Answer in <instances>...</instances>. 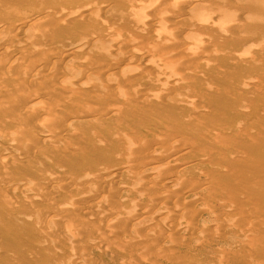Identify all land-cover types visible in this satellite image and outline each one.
<instances>
[{
    "label": "rangeland",
    "instance_id": "1",
    "mask_svg": "<svg viewBox=\"0 0 264 264\" xmlns=\"http://www.w3.org/2000/svg\"><path fill=\"white\" fill-rule=\"evenodd\" d=\"M94 1V3H99L100 5L109 2L111 8L106 10L105 13L103 12L104 15L101 12H96L95 15L93 12H81L73 18L68 19L66 17L67 19H64V15L62 17L63 12L78 6L82 3L81 0H0V27H8L14 21L38 17L34 30L31 29L27 33L14 32L13 36H17L16 38L20 41L19 43L24 40L21 44L14 45L13 48L11 47V51L12 49L15 50L14 48L19 49L15 50L16 54L14 51H12L14 53H11L15 54L12 60L15 58L17 65L18 61L20 63L24 62L23 59L29 56H26V54L31 52L30 45L32 46L31 50L38 48V46L43 49V45L47 49L50 47L51 44L48 46V42H41V39L37 36L40 32L49 31L53 35V40H56V43L60 44L58 46L61 49L67 47L66 43H64L66 40H68L66 41L67 43L70 42L68 44L77 43L78 48L76 52H72V58L67 62L66 60H61L58 66L59 71H65L64 76L59 80L51 81V83L59 82L58 85H62L63 83L77 81V85L81 86L79 91H86L83 93L78 91L77 93L67 94L66 99L72 106L68 105L57 114L62 116L64 113L73 112V110L77 113L86 109L89 105L98 108L104 106L103 112L93 121H85L78 125L75 123L69 125V127L64 126L63 124L66 125V123L61 124L57 119L54 121L55 123H52L51 127L57 128L60 125L58 126V130L61 129V131L59 130L60 134L57 136L58 138L38 143L37 139L42 137V132L46 134L45 131H38L37 138L32 140L33 149L27 152L14 149V145L16 146L14 143L11 148L12 142H8L3 136L5 135V128L8 129L11 124L3 127L4 129L0 127V142L6 143L16 158V162L18 160V165L17 163L16 165H6L5 163L3 166L1 165L3 170L7 171V173L4 171L6 175L10 174L15 180L7 185L8 187L0 184V188L5 192L4 194H0V264H264V158H254V155L257 153L256 151H264V49L261 50L260 46V48L258 45L251 46L248 43L256 34L264 36V27L260 28L257 25L258 27L255 28L256 22L250 20L252 19L251 14L261 0H215L220 4L226 2L227 7L224 5L225 8L218 7L220 4L218 5L217 2L212 0H208V2L207 0H196L186 7L182 5L173 6L170 3L167 5L165 4L167 1L162 0L167 5V9L175 8V10L172 9L171 11L169 9L170 13L174 12L176 15L177 13H179L178 15L183 13L184 17L186 14L187 19L185 20L187 22L181 21V24L178 21H172L171 18H166V21L171 20L167 23H171L175 27L174 30L179 31H176L178 34L174 35V32L171 35V38L173 37L176 41L174 42L178 44L180 42L179 38H181L180 36L183 33L187 39L188 36L186 34L196 36V38H199H197L199 41H202L200 42L202 44L196 48V45H192L190 40L189 42H184L190 44L189 51L191 53L195 54L199 49V54L200 52L202 54L195 59L188 58L192 59L191 61L182 59L184 57L182 55L174 56L176 47L173 48L171 46L169 48L173 49L171 51L172 53L174 52V55L170 53V49L167 50L164 47L166 49L164 57L166 56L167 59L158 55L149 57L151 54H146L149 59L152 58L151 61L155 60L154 62L159 65H162L163 62L166 63V61L170 62L173 57H175V60L181 57L182 60L179 59L178 61L181 60L182 64H184L182 69L184 71L185 68L186 73L181 79L186 82H181L182 85L177 88L178 90L173 91L172 94L166 92L159 93L160 90L158 89L162 88L161 84L157 86V82L155 85L150 80V76H153V73H157L155 72L156 70L139 64V60H134V63H131L132 66L138 64L137 71H132L133 73L129 66H124L123 64L113 65L111 63L114 60L116 61L117 57L120 56L116 54L115 50L113 52L114 46L105 45V40L111 37V35L118 33L117 30L123 31L124 34L123 29L128 26L125 22L128 21L130 11L139 3H136V0H127V6L125 7H128V3H130L129 6H132V8L129 7L127 10L126 8L118 9L117 7H112L115 5L116 0H104L105 3L102 0ZM206 2H210V4ZM121 9H123V16L120 15ZM245 11L248 14L243 13L242 15V12ZM199 17H203L205 23L209 22L210 24L203 27L196 26L194 23ZM228 17L236 18L235 20L237 21L235 22L239 24L232 27L228 25L226 28L224 21ZM215 18L219 19V22ZM118 19L125 21V24H121L123 21L119 22ZM80 20L82 25L83 23L86 25L82 26L83 28L79 25L81 24ZM214 20L215 23H212ZM116 21L121 24L120 29L116 27L119 24H116ZM114 22L116 28L112 27V29L111 26ZM44 23L47 26L44 27ZM210 25H214L213 28ZM186 27H189L190 31L188 32L192 33H187ZM195 27L196 29L194 30L193 28ZM155 29L161 31L160 25H156ZM212 29L216 34L213 33ZM237 35L238 37L240 36L239 41L235 39ZM85 36H88L87 39L89 38L88 43L85 40ZM90 37L92 38L90 39ZM143 38L145 40L148 38L149 44H151V37L147 36ZM143 38L138 39L140 41ZM185 38L182 37L181 39L188 41ZM137 40L135 43H140ZM145 40L143 39L141 42L146 43ZM152 41L154 42L152 44L157 45L153 39ZM80 42L84 44L82 45ZM184 43L178 45L188 47ZM120 44L122 42L117 43L121 50L128 49L125 47V44L124 47H121ZM142 44L135 45L140 47ZM21 45L24 47H21ZM67 50H70V48H67ZM167 53L168 56L172 54V58H168ZM213 56L215 57L213 58ZM85 58H88L86 62L93 63L91 67L95 65L96 72L74 75V71L79 69L81 71L83 68L79 63L82 64ZM196 59L198 60L197 65L193 61ZM183 60L186 64L187 60L188 63L190 62V66L187 64V68L189 67L190 69L185 67ZM15 62L13 60L12 63L16 65ZM90 64L88 65L89 67ZM109 64H112V66ZM105 65L106 67H103ZM180 68L175 69L174 73L176 74L179 71L182 73L183 71ZM188 71H190V77H185L189 76L187 75L189 74ZM127 73L130 80H126V78L125 80L122 79L121 76L123 77ZM116 76H119L120 80L122 79L130 83L121 85L124 82L119 81L118 83L120 84L117 85L118 83L112 82V78ZM4 81L6 85L8 82L12 83L11 81ZM99 81L109 83L107 87L108 91L106 90L105 92L108 94L106 98L103 95L102 98L100 92H98L100 90H96L93 86H90L92 83H101ZM110 83L116 85H111ZM27 84L25 82L21 85V93H24L22 95L24 97L30 94L29 88L33 89L35 86H29L30 83ZM9 85L11 84L7 86ZM58 85L54 86L43 98L46 104L51 105L56 96H58L60 92ZM88 85L90 86L89 88H87ZM127 85L129 87L138 86L139 88H144L152 98L145 100L138 99V102L132 100L133 94ZM116 86H122L121 90L125 91V93L121 92L120 89V93H116L115 91L118 98L115 97V89L112 88H116ZM123 87L125 90H123ZM95 90L98 92V95ZM126 90L128 91L126 92ZM111 93L114 97H112ZM188 94H191L190 97ZM128 95H131V97L129 96L130 99ZM183 95L188 100L192 98L194 103L192 99L190 102L187 101ZM0 97V101H3L2 99L7 96L1 95ZM186 103H193L191 104L193 109H200L203 116H212L217 123H220V118L225 117L228 124L233 127L231 133L233 142L229 147L215 148L214 145L207 144L205 150H199V152L193 150V158L197 159L200 157V160L203 159V162L194 161V164H191L192 159L190 163L181 165L183 167H181V170L174 177H171L163 185L153 187L150 192L143 189V191L139 189L138 192V189L131 188L135 184L133 182L138 180L156 179L153 178L155 174H151V172H138L139 168L134 167L136 164L128 165L127 162L132 160L131 156L137 155L136 152L138 154L143 152L144 154L145 151L158 146H161V151H165L168 148L166 145L168 141L173 142L172 146H174L179 141L186 140V135L182 134L185 132L176 128L185 119L192 117L190 115L193 113V109L190 108L191 105L189 106ZM20 105L14 107L15 111L18 110L16 112H19V110L24 111L25 109L23 108L27 104L24 106V103H20ZM212 108H221V111L212 112ZM115 110L118 111L116 112ZM224 110L227 113H224ZM57 114L56 116H58ZM249 115H251L250 119L247 118ZM29 121L31 123L32 120L29 119ZM26 122L28 120L24 123ZM30 123H26L25 128L29 127ZM21 126L23 125L20 124L18 127L20 128ZM12 128H10L11 131H15V129L17 131L16 127L13 130ZM223 133L226 132L223 131ZM128 147L134 150L127 153L126 148ZM223 149H229V158L231 160L239 158V153L245 156L246 150L250 151V155L246 159H252V164L245 166L241 170L243 172L241 177L230 182L235 186H239V189L235 188L238 192L232 191L231 195L224 192L223 189L222 191L221 189L219 190L216 185L217 182L211 178L210 174L214 164H212V161L209 163L205 159L209 152L210 154H220ZM132 153L135 154L132 155ZM203 156L205 157L203 158ZM154 158H156V161L148 165L160 166L163 164L161 159L157 160V156H154ZM138 160H141L138 162L141 165L143 162L145 163V159L140 158ZM158 168L155 171H159L162 174L164 172L163 167L161 170H158ZM157 172L156 176H159ZM105 173L109 174L110 180L107 181L106 185H98V178ZM84 174L88 175L90 180H82V175ZM186 176L198 178L201 182L190 187L188 190H183L181 192L183 194L182 199L178 198L176 200L173 197L170 198L173 200L169 198V201L167 199L163 200L165 204H169L171 201L180 202L181 206L186 210L183 213L185 214L183 217L184 221L182 219L180 221H183L184 225L187 224V227L190 226L189 228L196 232L193 231V234H191V230L190 233L186 234L184 231L186 228L184 227L183 229L182 225L181 229L177 228L174 231L173 228L169 230L168 234H166L167 238L164 236V240H162L163 238L155 239L154 242L152 236L154 237L155 233H157L154 232L155 229H159H156V231H162L164 228L155 222V224L151 223V225L149 215L143 211L142 206L146 205L150 200L162 199L158 197L161 192L180 186L181 183L178 182H181ZM91 179L97 185L92 183L93 180L91 181ZM93 184L96 186H92ZM31 187L36 188L32 189ZM8 188L10 189L8 190ZM95 188H99L100 193L98 190V192L94 191L96 190ZM35 189H38V193L35 194L37 197L32 192ZM89 193L91 194L90 196ZM194 196L200 199L194 200ZM102 202L108 203L107 211L100 209L99 204H103ZM70 204L77 206L75 210L77 208L79 212L77 210L74 211V206L68 208ZM58 206H64L68 209L66 208L61 211L58 210ZM137 206H140L138 207V212L141 213L135 212L137 214H134V209ZM117 213L119 215H126L128 220L133 217L137 221V225L131 230V237L127 238V232L125 233L124 231L126 222L124 221L123 223L114 219L118 216ZM161 216L164 217V214ZM172 222L174 223L175 221L173 220ZM244 224L247 225L246 227L251 226L254 228L249 231L250 233L242 235L243 232L239 230L244 228ZM145 232L146 234H143ZM151 232L152 234L154 232V234H150ZM170 234L177 237L179 235L180 237L172 236V239L171 236L169 237ZM149 235L151 236L149 237ZM57 236L58 238H56ZM64 237L65 239H62ZM174 238L178 239V243L171 242L175 240ZM148 239L150 243L145 242ZM179 240L182 241L179 242ZM166 242H168L167 245L165 244ZM72 249L79 251V254L76 253L77 255L74 256L75 253L71 251ZM78 255L80 256L78 257ZM72 258L74 259L72 260Z\"/></svg>",
    "mask_w": 264,
    "mask_h": 264
},
{
    "label": "bare ground",
    "instance_id": "2",
    "mask_svg": "<svg viewBox=\"0 0 264 264\" xmlns=\"http://www.w3.org/2000/svg\"><path fill=\"white\" fill-rule=\"evenodd\" d=\"M81 1H82V3H80L78 6L72 8L70 10L67 9V11L66 10H63V11H66V12H63L62 17L64 15V19L66 17L68 19H70V18H73L75 15H79V13H81V12H93L94 15H95L96 12H98V13L99 12H101V13L104 12L105 13L106 10H109V8H111L109 2H107L108 0L106 1L107 2L106 4H104L105 2H104V0H102L104 2L103 3L104 5H100L99 3H94L95 2L94 0H81ZM166 1L167 2L165 4H167V5H168V3H170L173 6L174 5L175 6L176 5H178V6L179 5H182L183 7H186V6L191 5L192 2L194 3V1H196V0H166ZM212 1H215V0H212ZM115 2H114L115 5L112 6L114 8L117 7L118 9L119 8H123L124 9V8H126L125 6H127L126 5L127 4V0H116ZM207 2H208V0H207ZM215 2H217V1H215ZM136 3H139V4H137L134 8H132V6H129L130 3H128L129 5H128V7L126 9L128 10L129 7L132 8V9L130 8L131 11H130V15L128 16V21L125 22V21H123L121 19L123 21V23H121V24H125V23L128 24V26L123 29L124 30V34H123V31L121 32L120 30H119L120 31V33H119V31L117 30L118 28H117L116 30H117L118 33L111 35V37H108V39L105 40L106 41L105 42L106 43L105 45H107V46H114L113 52L115 50L116 54L120 56V57L115 56V57H117V59L119 58V60L117 61V59H116L117 62L114 60L111 63L113 65L114 64L115 65L123 64L124 66H129L132 69L131 72L132 71L135 72V71H137V68H138L137 65L138 64L136 65L137 66L136 67L135 65L132 66L131 63H134L133 62L134 60H139L140 61L139 64H143V66H146L149 69H155L156 70V71L153 70V71H155L157 73H155V74L153 73V76H150V80H151L152 83L154 82L155 85H156V82H157L158 83L157 86H160V84H161V87L162 88L158 89V90H160L159 93L166 92V93L172 94L173 91H175L180 85H182L181 82L182 83L183 82H186V81H182V79H181V78L184 77V74H186L185 73V68H184V71L182 69L184 67V64H182L181 60L182 59L185 60V59H188L190 57L193 58V59H195V58H197V57H199V56L202 55L201 52H200L201 55L199 54V49L195 53L196 55L194 53H191V51H189L190 44H186L184 42H189V40H190V42H191L192 45H196L195 46V48H196L198 45H201L202 44V43H200L202 41H199L198 40L199 38L197 37L198 38L197 39L196 36L194 37L193 35L186 34V36H188V39H187V38H185V36H184L185 34L183 33L184 35L182 34V36H180V37L181 38L184 37L188 41H186V40L183 41L181 38H179L181 43L178 42V44L180 45V44H183L184 43V44L188 45V47L182 46V45L179 46L177 43H175L176 41L173 39V37L171 38L172 33L175 32L174 35H176V34H178L177 32H179V31H177L176 29L174 30L175 27H173V25L171 23L169 24L167 22H169V21L172 20V21H175V22L178 21V22H180L179 24H181L182 23L181 21H186L185 20V19H187L186 18V14H185V17H184V15H182L183 13H181V15H178L179 13H177V15H176L174 12L173 13H170L168 10L169 9H170V11L172 9L175 10V8H172V9L169 8V9H167L168 8L167 5H165L162 2V0H144V1H141V2H140V0H136ZM206 3H205V5H206ZM225 3L226 2H224L223 4L222 3L220 4L219 2H217L218 5L220 4L219 6L218 5L217 6L218 7H224V5H225V7H227ZM131 4H133V3H131ZM207 4H210V2L207 3ZM214 5H215V3H214ZM207 7H208V5H207ZM123 9L120 10V15L121 16L124 15V13L122 12ZM177 9H178V7H177ZM104 13H103V15H104ZM243 13L245 14L247 12L246 11L245 12H242V15H243ZM82 14H84V13H82ZM173 14H175V15H173ZM251 15H252L251 16L252 19H250V20H253V21L256 22L255 28H257L258 26L260 28L264 27V25H262V24H264V0H261L258 3V5L256 6L254 12ZM91 17H92V15H91ZM238 17H239V15H238ZM166 18H171V20L166 21ZM210 19H212V18H210ZM235 19L236 18H234V17H228L226 20L224 19L225 20V21L223 20L225 22V24L223 23L224 26H226V28H227L228 25H229V27L237 26L236 24H239V23L235 22V21H237ZM37 20H38V17L35 16V17H32L29 20L27 19V20H19V21L11 22L8 27L7 26L6 27H0V70H1L0 71V73H1L0 74V96L1 95L7 96L4 99H2L3 101H0V104L2 102V104L0 106V114H1V117H0L1 118L0 119V127L3 128L6 125L9 126L11 124L10 125L11 127L10 126H9V128L7 127L8 129L5 128V130H4L5 135H3V136L5 137V139L8 142H12V146H10L11 148L13 147V143H14V144H16V146L14 145V147H15L14 149H18V151H22V152L31 151L33 149L32 140L34 138H37L38 131L39 132H42V131H45L46 132V134L45 133L43 134V132H42V137H39L40 139H37L38 140V143L41 142V141H47L48 139H56V138H58L57 136L60 134V131H61V129H59L60 131L58 130V126H60V125H58L57 128H55V127L52 128L51 127V125H53L52 123L54 121H56L57 119H58V121H60L61 124L62 123H66V125L63 124L64 126H69V125H72V124H75V123L78 125V124H81L82 122H85V121H93L104 110V106H102L101 108H98V107H95L93 105H91V106L89 105V106L86 107V109H84V110H82L80 112H77V113H75L74 110H73L74 113L73 112H71V113L67 112V113H64L62 116H59L57 114V113L60 112V110H62L63 108L67 107L68 105H70L69 104L70 102H68L67 99H66L67 94L69 95L71 93H77L79 91V88H81L80 85H77L78 84L77 81L72 82V83H68L67 82L66 84L63 83L62 85H58L59 82L53 83V84L51 83V81H53V80H59L60 78H62L64 76L65 71H59V69H58L59 67L58 66L61 63L60 62L61 60H64V61L66 60V62H67L68 60H70L72 58V56H73L72 55V52H74V51L76 52V49L78 48V46L76 45L77 43L76 44L75 43L74 44H68V43H70V42H68V43L66 42L68 40H66L65 42L63 41L64 43H66L65 45H67V47L64 45L66 48L61 49L60 46H58L59 43L57 44L56 43V40L55 41L53 40V35L49 31L40 32V33H38V35L37 34H35V35L39 36V38L41 39V42L43 41L45 43L46 42L49 43V42H53L54 41L53 43H49V44L47 43L48 46L51 44L50 47L47 46L48 47V49H47L43 45V49H42V47L39 48V46H38V48H33L31 50L32 46L30 45V47H31L30 48V51L31 52L30 53L28 52L29 54L28 53L26 54V56L29 55L30 57L29 56L27 58L25 57L23 59L24 62H21L20 63L18 61V65L15 62L16 59L14 58L13 60L16 63V65H14V63H12L13 62L12 58L16 54L15 50L17 51L19 49H16V48H14L15 50L12 49V51H14L15 54H11V53H14V52L11 51V47L13 48L14 45L16 46L18 44H21L24 41L23 40L21 43H19L20 41L16 38L17 36H15V37L13 36L14 35V32L19 31L20 33H27V31H29L31 29L34 30ZM121 20L118 19L119 22H121ZM217 22H219V19L217 20ZM80 23H81V24H79L80 27H82V26L85 25L84 23L82 25L81 20H80ZM118 23L116 21V24H118ZM212 23H215V20L212 21ZM46 24H47V22H46ZM46 24L45 23L43 24L44 27L48 25V24L47 25ZM121 24H120V26H118V25L116 26L115 25V22H114V24H112L111 28L116 26V27H119V29H120ZM173 24H174V22H173ZM194 24H196V26L198 25L199 27L200 26L203 27V26H206L207 24H210V23L208 22L206 24L205 21H204V18L203 17H199ZM156 25H158V26L160 25L161 31H158V30L155 29ZM218 25H219V23H218ZM210 26L213 28L214 25H210ZM48 28H47V30H48ZM115 28H114V30H115ZM188 28L186 29L187 30V33H192V32H188V31H190ZM44 29H46V28H44ZM182 29H184V28H182ZM193 29L195 30L196 27L193 28ZM230 30H231V28H230ZM181 32H183V31L181 30ZM217 32H219V31H217ZM213 33H215L214 30H213ZM24 36H25V34H24ZM147 36L148 37H151L157 43V45L152 44L154 42L152 41L151 38H150L151 44H149L150 41H148V38H146L147 40H145V38H143V37H147ZM32 37H33V35H32ZM87 37L85 36V40L88 43V41H89L88 39L89 38L87 39ZM91 38L92 37H90V39ZM138 38H143L146 41V43L141 42L143 39H141L139 41ZM177 38H178V36H177ZM235 39H236V41H239L240 40V36L238 37V35H237V38H235ZM235 39L233 38V40H235ZM25 40H27V39H25ZM136 40L139 41L140 43H143V44L140 45V47H137L140 43H135ZM117 41H119L120 43L122 42V44H120L121 47L122 46L124 47V44H125V47L128 48V49L127 50H125V49L124 50H121V48L118 47L119 45H117V43H119ZM83 42H84V40H83ZM39 43H40V41H39ZM248 43L251 46H254V45L257 46L258 45V47L260 46L261 47V50H262V49H264V36L256 34V35H254V37H252L249 40ZM80 44H82V43L80 42ZM80 44H79V46H80ZM135 44L136 45L138 44V45L136 46ZM24 46H26V45L24 44ZM24 46L21 45V47H24ZM169 46H171L173 48L176 47L175 53L173 52L175 55L172 53V51H171L172 48L170 49ZM202 46H204V45H202ZM164 47H166L167 50L170 49V53H172L174 56L177 57V56L182 55L184 57L182 59H181V57L180 58L178 57L179 59H181L180 61H178L179 59H176L175 60L174 59L175 57H173L172 60L170 59L171 60L170 62H167L166 61V63L163 62L162 65H159V64H156L154 62L155 60L154 61L152 60L153 61L152 62L151 61L152 58L149 59L148 56H146V54L147 55L151 54L149 57H153L155 55H158V56H162V58H163L164 55H166V53H165V50L166 49H164ZM67 48L68 49L70 48V50H67ZM195 48L193 47L194 50H195ZM194 50H192V51H194ZM172 54H170V56H168V53H167L168 58H170V57L172 58ZM213 55H214V53H213ZM19 56H21V55H19ZM215 56H213V58ZM75 57H77V56H75ZM80 57H78V58H80ZM87 59L88 58H85L84 61L82 59V61H83V62L81 61L82 64L81 63H79V64L83 68L81 69V71H80L79 68H78L79 70H77V68H76L77 71H74L75 72L74 75L77 76V74H86V73L92 74V73H95L96 72L95 65L91 67V64H93V63L90 64V62H86V61H88ZM92 59H94V58H92ZM92 59H89V60H92ZM166 59H167V57H166ZM8 60H12V61H8ZM184 60H183V62H185ZM188 60L191 61L192 59H188ZM188 60H187V64L190 66V62L188 63ZM94 61H95V59H94ZM139 61H137V62H139ZM193 61L195 62V64L198 62L197 59L196 60H193ZM179 62H181V63L178 64ZM89 64H90V67L88 66ZM112 64H109V65L112 66ZM187 64L185 62V67L186 68L188 66ZM103 67H106V65L103 66ZM133 67H135V68H133ZM179 67H181L180 70H182L184 73L182 71H181L182 73H180V71H179L178 73L175 74L174 73V70L175 69H178ZM187 69H190V68L188 67ZM191 71H192V69H191ZM131 72H129V73H131ZM141 72H142V70H141ZM189 72L190 71H188V73ZM179 74H181V75L183 74V75L182 76L181 75L178 76ZM127 75H128V73L125 74V75H123V77L121 76V78L124 79V80L126 78V80H128L129 79V75H128V78H127ZM187 75H189V76H185V77H190V73L187 74ZM76 76H75V78H76ZM146 77H149V76H146ZM119 78H120L119 76L113 77L112 78V82H114V83L116 82V84L119 81L120 82L121 81L124 82L121 85L127 83V82H125L122 79L120 80ZM4 80L11 81L13 84L10 83V82H8V84H11V85L7 86L8 84L6 85L5 84L6 82ZM105 80H106V78H105ZM185 80H187V79H185ZM25 82H26V84H27V82H28V84L30 83L29 86L30 85H32V86L35 85L33 89H30L29 88V90L31 92L29 91L30 94L29 95L27 94L28 95L27 97L26 96L25 97L22 96V95H24V93L23 94L21 93V90H22V86L21 85H23V83H25ZM99 82H101V81H99ZM191 82H192V80H191ZM91 83H89V84H91ZM114 83H112V84H114ZM129 83H127V84H129ZM116 84H114V85H116ZM119 84L120 83H118L117 85H119ZM56 85H58L59 86V89H60V92L58 93V96H56V99L53 100V102L51 103V105L50 104H46L43 101V98ZM108 85H109V83H107V82H101V83H97L96 82V83H92L90 86H93V88L96 89V90L97 89L100 90L98 92H100L101 96L103 95L106 98V97H108L107 96L108 94H106L105 92H106V90L108 91V89H107ZM90 86L88 85L87 88H89ZM114 87H112L113 89H115L114 90V93H115V91H116V93H120V91L125 93V91H122L121 90V87L122 86L121 87L120 86H118V87L116 86V88H114ZM129 88L132 91V94L133 95L131 94L132 97H131V95H128V97L130 96L131 99L134 100V101H137L138 102V99L145 100V99H151L152 98L151 95L148 94L147 91L144 88H139L138 86L137 87L131 86ZM185 88L188 89L187 86H185ZM27 89H28V87H27ZM119 89H120V91H119ZM83 90H85V89H83ZM123 90H125V88ZM71 91H76V92H71ZM85 91H83V92H85ZM111 91H112V89H111ZM127 91L128 90H126V92ZM180 91H181V88H180ZM79 92H81V91H79ZM83 92H81V93H83ZM98 92H97V95H98ZM20 93H21V95H20ZM87 93H89V92L87 91ZM109 93H110V91H109ZM116 93H115V95H116L115 97L118 98V95ZM128 93H131V92H128ZM111 94H109V95L111 96ZM113 94H112V97H114ZM188 95L190 97L191 94H188ZM103 96H102V98H103ZM130 97H129V99H130ZM184 97H182V98H184ZM185 99H187V97H185ZM190 100L187 99V101H189V102H190ZM192 101L194 103V100L193 99H192ZM20 103H24V106H25V104H27L26 107L23 108L25 110L24 111H20L19 110V112H16L18 110L15 111L14 110V107H16V105H20ZM193 103H191V104H193ZM186 104H188V103H186ZM191 104L189 103L188 105L190 106ZM70 106H72V105H70ZM20 107H21V105H20ZM190 108H192V105H191ZM115 111L117 112L118 110H115ZM211 111L212 112H215V111L219 112V111H221V108H216V109L215 108H212ZM223 112L224 113H227L226 110H224ZM56 114L58 116H56ZM190 116H192V117H189V118L185 119L182 123H180L179 126H176L177 130H181L182 132H185V133H182V132L181 133L184 134V135H186L185 136L186 137V140H181L178 143H176L174 146H172L174 144L173 142L168 141V143H166V145L168 146V148L165 151H161V146H158V147L153 148L151 150L149 149L148 151H145L144 154H143V152H141V153L139 152L140 154H138V152H136L137 155L135 153H132V155L135 154V156L134 155L131 156L132 157V160L128 161L127 164L128 165L129 164H133V165L136 164L134 167L135 168H137V167L139 168L138 172H140V173H143V172H148L149 173V172H151V174H155V177L153 176V178H156V179L155 180L152 179L153 181L152 180H138L136 182H133V184L134 183L135 184L132 187L130 186L131 188L136 189V190L138 189V192H139V189H141V190L143 189L145 191L147 190L148 192H150L151 189H153V187L155 188V187H158L160 185H163L171 177H174V175H176L178 173V171L181 170V167H183L181 165H183L185 163H190L192 161V159H193V161L191 162V164H194V161L195 162H199V163L203 162V159L200 160V157L197 158V159L196 158H193V156H194L193 153H192V152H194L193 150H197V152H199V150H205L206 149L205 147H206L207 144L214 145L215 148L226 147V146L229 147L230 144L233 142V137L231 135L232 130H233V127H231L228 124L227 119L225 117L220 118L219 119L220 120V123H217V121L212 116H203V114L200 112V109H197V108H194L193 109V113ZM247 118L250 119L251 118V115H249ZM29 119L32 120L31 123H30ZM27 120H28V122L30 124H29V127L25 128V124L28 123V122H26V123H24V122L27 121ZM20 124H22L23 126H21L19 128L18 126H20ZM15 127L16 128L18 127L19 130L17 128V131H16V129H15V131H11L10 128H12V130H13ZM127 129H129V128H127ZM223 131L226 132V133H223ZM39 134H41V133H39ZM10 147H8L6 145V143L0 142V184L2 186H5V187H8L7 185H9L12 182H14L15 179H14L13 176H10V174L9 175H6L7 171L5 169L3 170L2 166L4 165V163L6 165H12V164L16 165V163H17V165H18V160L16 162V158L11 153ZM132 150H134V149L131 148V147L126 148V152L127 153L132 152ZM256 152L257 153L254 155V158L255 159H258V158L262 159V158H264V151L263 150H259V151H256ZM229 153H230L229 149H223V151H221V153H220L222 156L220 154H217V153L210 154V152H209L208 155H207V157L205 159H207L206 160L207 162L210 163L212 161V164H214L212 166V169H211L212 171H211L210 174H211V178H213L214 181L217 182L216 185L218 186L219 190L221 189V191H222V189H223L224 192H227L228 194L231 195L232 194V191H234L235 193L238 192V191H236L235 188H238L239 189V186H235V185L231 184L230 182H232L233 180L241 177V175L243 173V172H241V170L245 166L251 165L252 164V161H251L252 159H246V157L250 155V151L249 150H246V152L244 154L245 156H243L241 153H239L240 154L238 156L239 158H237V159L234 158V160H231L229 158V156H230ZM154 156H157V160H160L161 159L163 161V164H162V161H161V164L162 165H160V166L163 167V170H164V172L162 174H160L159 171L158 172L155 171V169H157V167H159L158 170L159 169L161 170L162 167L160 168V166H156V165L155 166L154 165L151 166V165H148L149 163L156 161V158H154ZM204 157L205 156H203V158ZM140 158L141 159H145V163L143 162L142 165H141V163H138L139 161H141V160H138ZM4 171H6V173ZM152 171H153V173H152ZM154 171H155V173H154ZM156 172H157V174H159L160 177L159 176H156ZM108 175H109L108 173H105L100 178H98V181L99 182L96 181L97 184L98 185H102V184L103 185H106V183H108L107 181L110 180V177ZM82 176H83L82 180H90L88 178L89 177L88 175L84 174ZM95 178H97V177H95ZM92 180L93 179H91V181ZM199 180L200 179L195 178V177H189V176L187 177L186 176V177H184L181 180V182H178V183H181L180 186H176L174 184L178 188L172 187L171 189H167V190L161 192L160 193V196H158V197H160L162 199H153L151 197L153 200H150L146 205L142 206L143 207V211L146 212V213H148V215H149V220L151 221L150 224L155 222V223L160 224L161 225L160 227H163L164 228V230H162V228H161L162 231H156L157 228L155 229L154 232H157V233H155L154 237L152 236V238H154L153 239L154 242H155V239H161V238H163L162 240H164V236H166V238H167V235L166 234H168L167 232L169 230H172L173 228H174V231L177 228L178 229H181V226L182 225H183V229H184V227L186 228V230L184 229V231L186 232V234L187 233H190L191 230H192L191 231V234H193L192 232L195 231V230L190 229L189 228L190 226L187 227L188 226L187 224L184 225L185 223H182L184 221V218L183 217L185 216V214H183V213L186 210H184V207L181 206L180 202L171 201L169 204H165L163 199H167L168 201H169L170 198H173V197H175L176 200L178 198L182 199L183 194L181 192L183 190H188V189H190V187H193V186L199 184L201 182V180L200 181ZM91 181H89V182H91ZM92 183H95V181L93 180ZM95 184H93L92 186H94ZM89 185L91 186L90 183H89ZM185 186H186V188H184ZM187 187H189V188H187ZM33 188H36V187H33ZM37 188H38V186H37ZM92 188H94V187H92ZM162 188H163V186H162ZM9 189L10 188H8V190ZM98 189H96L94 191H97ZM30 191H31V189H30ZM32 192L35 195L36 193H38V189L37 190L35 189L34 191L32 190ZM4 193L5 192L0 188V194H4ZM99 193H100V191H99ZM90 195L91 194L89 193V196ZM149 196H150V194H149ZM3 197H5V195H3ZM35 197H37V195H35ZM194 197H195L194 200L200 199L197 196H194ZM28 198L30 199V197H28ZM170 200H173V199H170ZM102 203L103 204H99L100 209H102L103 211H107L108 210V206H109L108 203H104V202H102ZM73 206L74 205L70 204L68 208H72ZM75 207H77V206H74L73 207L74 211L77 210V208L75 210ZM138 207H140V206L135 207L134 212H133L134 214H137L135 212H138L139 211ZM58 208H57L58 210H61L62 211L64 209H66L67 207H64V206L60 207V206H58ZM80 208H79V210H81ZM48 212H50V211H48ZM138 213H141V212H138ZM162 214H164V217L161 216ZM117 215L118 216H116L114 219L118 220L119 222H123V223H124V221L126 222L125 223V230L124 231H125V233L127 232L126 233V236L128 238L131 235V232H132L131 230L133 229V227H135V225H137V221L134 220L133 217H132V219H129L128 220V218H127L126 215H119L118 213H117ZM181 219L183 220L182 222L180 221ZM173 220L175 221L174 222L175 224L172 222ZM254 221H256V220H254ZM214 223H216V222H214ZM245 224H247V223H245ZM148 226H150V225H148ZM203 226H205V225H203ZM246 226L247 225H245L244 228H242L241 230H239L240 232H243L242 235L248 233L251 229L253 230V228H254V227H251V226L250 227H246ZM140 227H142V226H140ZM143 228H144V226H143ZM122 230H123V228H122ZM157 230H159V229H157ZM144 231H146V230H144ZM180 231H182V230H180ZM201 231H202V228H201ZM98 232H99V230H98ZM154 232H153V234H154ZM176 232H177V230H176ZM143 234H146V232L143 233ZM150 234H152V232ZM150 236L151 235H149V237ZM170 236L172 237L173 235L170 234L169 237ZM59 237H61V236H59ZM173 237H177V236H173ZM173 237H172V239H173ZM178 237H180V236L178 235ZM56 238H58V236ZM144 238L146 239V237H144ZM144 238H142V239H144ZM147 238H148V236H147ZM62 239H65V237L62 238ZM125 239H123V240H125ZM130 239H132V238H130ZM149 239L151 240V238H149ZM149 239H148V241H145V242L150 243L149 242ZM54 240H56V239H54ZM169 240H167V241H169ZM182 240H179V242L182 241ZM53 242H55V241H53ZM171 242H175V243L177 242L178 243V239L172 240ZM143 243H144V241H143ZM157 243H159V242L157 241ZM167 243L168 242H166L165 244L167 245ZM160 244H161V242H160ZM157 245H159V244H157ZM153 246H155V245H153ZM163 246H164V244H163ZM145 248H146V244H145ZM71 251H73L75 253V254L72 253V254H74V256L77 255V254H79L78 253L79 251H77V250L74 251L72 249ZM79 256L80 255H78V257ZM74 258H72V260Z\"/></svg>",
    "mask_w": 264,
    "mask_h": 264
}]
</instances>
